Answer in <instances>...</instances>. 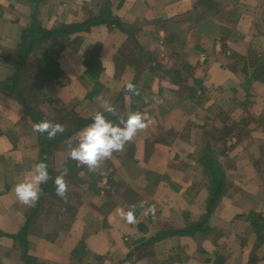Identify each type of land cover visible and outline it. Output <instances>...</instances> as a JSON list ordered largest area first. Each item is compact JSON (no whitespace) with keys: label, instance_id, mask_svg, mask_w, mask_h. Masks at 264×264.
<instances>
[{"label":"crops","instance_id":"obj_1","mask_svg":"<svg viewBox=\"0 0 264 264\" xmlns=\"http://www.w3.org/2000/svg\"><path fill=\"white\" fill-rule=\"evenodd\" d=\"M105 3L118 25L65 44L52 37L31 51L28 67L45 55L56 62L61 73L46 86L71 104L65 114L89 119L105 114L107 102L115 123L140 112L145 127L95 168L77 165L74 178L64 177L63 199L47 205L44 197L36 210L38 199L24 204L13 188L40 162L38 133L0 91V264H24L15 239L26 227L27 255L42 264H264V242L256 241L264 239V0H0V82L13 75L33 20L50 30L96 17ZM87 51L103 67V90L90 101ZM79 131L49 159L54 179L67 162L78 164L68 151ZM205 146L230 184L206 232L155 239L204 216Z\"/></svg>","mask_w":264,"mask_h":264},{"label":"trees","instance_id":"obj_2","mask_svg":"<svg viewBox=\"0 0 264 264\" xmlns=\"http://www.w3.org/2000/svg\"><path fill=\"white\" fill-rule=\"evenodd\" d=\"M37 1L39 2V0ZM106 22H108V24L114 23L118 25L117 20L110 18L109 8L106 3L101 9L99 15L96 17L87 18L79 23L62 24L50 30L41 28L39 26V23L36 20H33L31 26L22 33L21 47L23 46L24 49L22 52H20V56H19L20 59L14 68V71L12 73L13 75L8 77L5 81L0 82V91L6 93L7 95H9V97L10 96L13 97L14 100H16L23 107L25 113L27 114V116L29 117V119L33 124L41 121H49L48 119L45 118L44 115H42L39 111L35 109V105H30L31 103H29L28 99L22 96V93L18 88V86L20 85V81H19L20 74L21 73L23 74L24 72L27 71V68H29L28 67L29 64L27 63V58L29 57V54L36 46L40 45L44 41L45 42L48 41L52 37L58 38L61 41V43L65 44L69 41L70 35L76 33H82V32H89L92 27L98 26ZM36 64H38L39 68L41 69L39 74L45 78V84H44L45 87L47 85L46 84L47 82L58 79L61 72L56 62L52 58L48 57L47 55L42 56L40 59L36 61ZM82 66L85 69L84 71L85 77L92 84L90 92L86 95V99L89 101L94 100L103 90V85L99 81V76L103 72L101 61L97 57L95 52L87 51L83 55ZM117 100L121 101V98H118ZM56 111L58 113L60 112L59 109H57ZM65 115H67L66 118L67 124L63 128L64 129L63 132H56L55 135L49 137L47 132L41 133L37 131L39 146H40L41 161L45 162L47 165L49 179L46 182L42 183L41 185V188L39 190L40 192L39 198L36 202L37 203L36 210H38L41 207V204L44 201L43 200L44 197L45 199L47 198L51 200L55 199V197L59 199H63L62 196L56 193V185L54 183L55 179L51 177L52 172L49 164V159L51 158L52 148L56 147L61 143H65L77 131L83 129L92 122V118L82 119L79 116L75 115L73 112H68ZM104 115L107 119H110L115 123L113 119L114 116H112V113L106 112ZM201 163L203 168L206 170L210 181L209 197L207 200L206 212L204 216L201 218V220L198 223L189 226L187 229L179 230L176 232L159 233V235H157L155 239H163L167 236H173V235L193 236L197 232H199L202 235L206 232V230L204 229V225L205 226L208 225L209 217L213 212V209L220 202L228 186L230 187V184L226 180L224 171L215 161L213 151L209 146H205L203 148ZM77 165L78 164L76 162L74 163L67 162L64 165V168L66 170V174L64 175V177L74 178L73 177L74 175L70 176V174L74 173V169L75 167L77 168ZM131 193L133 195L132 191ZM130 198L131 200H135V198H132V196ZM246 220L250 221L253 231L257 233V236H259L260 234L258 233H260V228H261V225L258 223L259 218L256 217L253 213H249L246 216ZM26 229L28 228L26 227ZM26 229H23L20 232V235L17 237V239H15L22 246L23 263L42 264L37 262L36 259H33L27 255L26 252L27 242L25 238ZM256 241L261 243L264 242V239H256ZM78 250L79 247L77 246V249L73 253L78 254ZM251 261L254 262L255 260L251 259Z\"/></svg>","mask_w":264,"mask_h":264},{"label":"clouds","instance_id":"obj_3","mask_svg":"<svg viewBox=\"0 0 264 264\" xmlns=\"http://www.w3.org/2000/svg\"><path fill=\"white\" fill-rule=\"evenodd\" d=\"M129 90L134 85H127ZM105 111L112 113L114 108L107 102L103 105ZM145 127L144 119L140 112H134L127 115V118H121L119 123H114L107 119L103 112H96L92 117V122L85 128L81 129L77 135L79 142L76 146L69 147L68 156L76 160L79 164L86 165L90 170L95 168L98 163L112 152L122 150L124 144L131 140L139 129ZM33 129L38 132H47L49 137L55 135L56 132H63V126L60 124L53 125L49 121H41L33 124ZM64 173L55 178L56 193L63 196L66 190V182ZM49 179L47 165L41 161L35 164L32 174L24 180L14 185L18 200L24 204L34 203L39 198V184ZM151 211V210H150ZM134 219L133 213H127V220L131 222Z\"/></svg>","mask_w":264,"mask_h":264},{"label":"rangeland","instance_id":"obj_4","mask_svg":"<svg viewBox=\"0 0 264 264\" xmlns=\"http://www.w3.org/2000/svg\"><path fill=\"white\" fill-rule=\"evenodd\" d=\"M40 71L41 69L39 67H35L33 64L32 66H29L27 71L23 73V75L26 73L25 78L19 77L20 85L18 88L20 89L22 96L26 97L29 103H31L30 105H35V109L44 115L46 119H48L53 125L60 124L64 128L67 124V115H65L66 110L64 109V106L69 109L71 104L69 106L63 104L56 96L55 91L48 88V86L45 87V83L42 82L43 79L38 75ZM57 109L60 110L59 113L56 111ZM70 112L73 111L70 110ZM57 146V148L54 147L55 149L52 148L51 158H53L54 154L59 151V148L61 149V146ZM39 161H41V158ZM78 166L79 169L86 167L83 164L79 165V163ZM83 174H87V171L86 173L83 172ZM84 181L89 182L88 180ZM82 183L85 182L82 181ZM47 203V205H54L56 204V200H47Z\"/></svg>","mask_w":264,"mask_h":264}]
</instances>
